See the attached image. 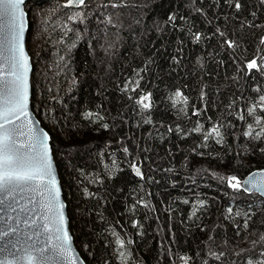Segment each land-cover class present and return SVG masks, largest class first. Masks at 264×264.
<instances>
[{
  "label": "trees",
  "instance_id": "16d2710c",
  "mask_svg": "<svg viewBox=\"0 0 264 264\" xmlns=\"http://www.w3.org/2000/svg\"><path fill=\"white\" fill-rule=\"evenodd\" d=\"M63 1L25 4V45L85 264H264L229 181L264 168V0Z\"/></svg>",
  "mask_w": 264,
  "mask_h": 264
},
{
  "label": "snow or ice",
  "instance_id": "6c2138e0",
  "mask_svg": "<svg viewBox=\"0 0 264 264\" xmlns=\"http://www.w3.org/2000/svg\"><path fill=\"white\" fill-rule=\"evenodd\" d=\"M79 3L83 4L84 0H79ZM23 4L24 0H0V204L7 195L24 189L41 196L40 207L46 221L44 228L52 231L50 225H55L56 232H62L61 236H57L61 241L58 250L50 247H41L37 250L40 264H49L60 255L67 259L70 237L63 231L64 218L60 210L62 205H59V190L55 188V177L47 145L44 140H39L44 150L37 152L36 143L30 137L27 145L17 146L13 139L15 129L7 126L13 123V116L18 119L21 113L27 115L28 58L23 50L24 13L21 10ZM247 67L250 70L256 68V62L252 61ZM261 99L264 100V97ZM232 180L237 182L231 186L239 187L240 181L236 177H230L229 181ZM255 180L256 174H253L244 183L251 185L249 190L264 193V173L261 174L259 182ZM3 251L4 249L0 248V252ZM25 259L31 264V256ZM0 264H4V261L0 260Z\"/></svg>",
  "mask_w": 264,
  "mask_h": 264
},
{
  "label": "water",
  "instance_id": "95a60500",
  "mask_svg": "<svg viewBox=\"0 0 264 264\" xmlns=\"http://www.w3.org/2000/svg\"><path fill=\"white\" fill-rule=\"evenodd\" d=\"M34 0H24L21 10L24 13V32H23V50L28 58V71H27V115L19 114L17 119L12 117L13 123L8 124L9 128L15 129L13 139L17 142V146L27 145L29 138H33L36 143L35 151H43V147L39 144V140H44L47 145L48 157L51 160L52 171L55 177V188L59 190V205L63 213L64 223L63 231H66L70 237V251L66 253L67 259L63 255L58 256L54 261L49 264H85L78 251L76 250L72 236L68 228V218L66 212V203L62 197L60 181L53 160L51 151V140L47 131L41 126L39 120L31 110V84L30 77L32 66L30 57L26 50V34H27V12L25 10V3ZM85 2V0H84ZM82 4L79 0H65L61 6L66 9H77ZM5 72H6V65ZM46 137V139H45ZM264 173V168H259L251 171L240 180V189L245 193H254L260 198L264 199V193L259 191L249 190L250 184H245L244 181L248 180L250 176L256 174L255 182H259L261 174ZM55 189H53V195ZM42 198L38 193L24 189L22 191H15L4 198V202L0 204V248L4 251L0 252V260L4 264H29L25 257L31 256V264H40L37 250L41 247H50L51 249H59L61 241L57 236H61L62 232L58 233L55 230V225H50L52 231L44 228L46 221L43 219V210L40 207ZM46 255L48 253H45Z\"/></svg>",
  "mask_w": 264,
  "mask_h": 264
},
{
  "label": "rangeland",
  "instance_id": "374dc122",
  "mask_svg": "<svg viewBox=\"0 0 264 264\" xmlns=\"http://www.w3.org/2000/svg\"><path fill=\"white\" fill-rule=\"evenodd\" d=\"M27 3H28V2H27ZM25 4H26V3H25ZM34 115L36 116V118H38L36 114H34ZM38 119H39V118H38ZM40 124H41V123H40ZM41 126H42V125H41Z\"/></svg>",
  "mask_w": 264,
  "mask_h": 264
}]
</instances>
